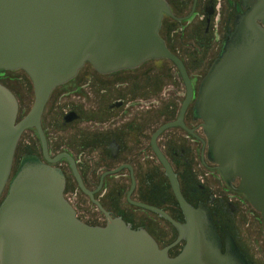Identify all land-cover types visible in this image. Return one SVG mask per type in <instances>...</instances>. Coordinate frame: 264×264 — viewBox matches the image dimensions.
<instances>
[{
	"label": "water",
	"instance_id": "95a60500",
	"mask_svg": "<svg viewBox=\"0 0 264 264\" xmlns=\"http://www.w3.org/2000/svg\"><path fill=\"white\" fill-rule=\"evenodd\" d=\"M242 2L246 9L223 38L192 109L203 120L208 158L227 181L239 178L237 189L264 225V0ZM165 11L171 13L167 0H0V69L25 70L35 91L30 111L17 121L18 98L0 81V264H252L228 229L222 239L208 204H192L180 185L185 221L166 215L185 243L170 256L146 229L120 218L106 225L81 220L65 197L60 167L27 153L13 171L23 129L40 127L53 88L87 61L110 72L171 59L186 85L183 124L194 88L160 34Z\"/></svg>",
	"mask_w": 264,
	"mask_h": 264
},
{
	"label": "flooded vegetation",
	"instance_id": "af4514ba",
	"mask_svg": "<svg viewBox=\"0 0 264 264\" xmlns=\"http://www.w3.org/2000/svg\"><path fill=\"white\" fill-rule=\"evenodd\" d=\"M167 2L171 13L164 12L159 31L170 50L182 59L194 88L193 98L182 118L183 124H179V116L186 97V85L171 59L151 58L137 66L110 72L99 71L87 61L73 78L53 88L44 105L40 127L33 125L23 129L17 145V150L20 149L17 165L25 154L32 153L60 167L66 179L65 197L81 220L92 225H106L112 219L120 218L133 228L146 229L160 247H168L169 255L175 256L185 239L179 241V230L168 215L177 222L185 221L176 195L179 185L192 204L206 202L214 220L220 212L231 220L239 209L235 198L214 195L217 193L216 182L218 185L222 182L224 193H233L239 198L242 194L246 196L237 189L239 178L227 181L215 162L208 158L203 120L195 117L192 109L199 88V72L202 73L200 70H204L209 62L204 58L205 64L198 68L200 48L207 45V40L222 33L219 53L223 38L234 26L235 17L246 6L242 0ZM170 34L171 38L179 36V48L169 46L167 38ZM159 59L170 60L174 77L162 72L165 62H150ZM153 66L161 71L151 69ZM143 67L145 71L135 76ZM191 69H198L197 74H191ZM152 72H159L166 79L163 83L159 79L157 83ZM179 76L185 85L180 106ZM166 85L170 87L163 98L158 92ZM33 92L34 103V87ZM169 95L175 100L169 102ZM154 97L161 100L153 103ZM18 102L17 121H20L33 103L28 104L26 110ZM153 120H157L156 125L152 124ZM175 121L178 122L161 129ZM156 148L168 162L169 169ZM195 162L206 168L203 171L210 170L209 177L196 174ZM215 170L220 178L215 179ZM212 178L213 184L209 182ZM217 219L221 220V217ZM215 223L223 240L228 229L237 241L228 225L220 231L217 221Z\"/></svg>",
	"mask_w": 264,
	"mask_h": 264
},
{
	"label": "rangeland",
	"instance_id": "374dc122",
	"mask_svg": "<svg viewBox=\"0 0 264 264\" xmlns=\"http://www.w3.org/2000/svg\"><path fill=\"white\" fill-rule=\"evenodd\" d=\"M176 34V33H175ZM221 35L216 36L215 38L207 40L205 42L207 45H204L203 47L200 48L199 50V56L201 58V63L199 64L198 68L202 65L205 64L204 58H208V66H210L212 60L217 56L218 54V49L220 47L221 43ZM172 34L169 35L167 38V42L169 46L174 47V48H179V36H174V38H171ZM190 47H188L189 49ZM209 55L211 57H209ZM155 61H161L165 62V69L162 71L167 73L166 75L169 74L170 77L175 76L174 70L171 68V62L168 59H159V60H152L150 62H155ZM206 66L204 70L199 72L200 76L198 77V82L200 84L202 77L207 73L209 67ZM143 68L138 69L139 71L136 72L135 76L138 77L137 74L143 73L145 71ZM157 67L153 66L151 69H155V71H161L156 69ZM200 69V68H199ZM191 74H197L198 69H191L189 70ZM154 74V79L157 83L164 82L162 80L166 79L163 75H161L159 72H152ZM203 74V76H202ZM159 75L160 77H158ZM0 81L9 86L17 96L18 100L22 103L23 106H25L26 110L28 109L27 107L29 105H32L33 103V86H32V80L28 73L23 70V69H6V70H1L0 71ZM161 83V84H162ZM166 84H168L166 82ZM164 88H161L159 93V96L165 98L167 95L168 91V85L163 86ZM179 106L182 103V100L185 95V85L183 81L181 80L179 76ZM159 100L157 97L153 98L152 101L153 103H158ZM175 100L172 96L169 95L168 101ZM29 104V105H28ZM173 105L172 103H169ZM158 105H162V103H159ZM168 105V104H167ZM23 108V107H22ZM160 110V109H159ZM158 120V119H157ZM157 120H153L152 124L156 125ZM20 149L16 150V156L13 164V170L17 166V156L19 155ZM197 163V164H196ZM199 165V166H198ZM195 169H196V174L198 176L203 175L205 178L209 177L207 174L210 170L203 171L202 169H206L201 167V164L199 162H195ZM219 172L218 171H213V175L215 176V179L219 177ZM220 178V177H219ZM210 183L213 184V178L209 181ZM217 186L215 187V191L217 193H214V195H223V196H230L235 198L238 201L239 209L236 211L235 216L233 218L227 219L225 217V214L223 212H220L219 214H216L215 216V222L217 221V224L219 225L220 231H222L223 226L228 225L231 230L234 232V234L237 237V243L241 247L243 251H245L246 255L248 258L253 261V264H264V225H263V220H262V214L261 212L249 201V199L242 194V197H235L233 193H224V188L222 186V182H220V185H218V182H216ZM215 196V197H216ZM212 205V204H211ZM213 208H215V205H212ZM217 208V207H216ZM223 214V215H222ZM220 216L221 220H218L217 217ZM220 222V223H218Z\"/></svg>",
	"mask_w": 264,
	"mask_h": 264
},
{
	"label": "bare ground",
	"instance_id": "6f19581e",
	"mask_svg": "<svg viewBox=\"0 0 264 264\" xmlns=\"http://www.w3.org/2000/svg\"><path fill=\"white\" fill-rule=\"evenodd\" d=\"M151 59V58H150ZM149 60V59H148ZM31 78V77H30ZM32 80V79H31Z\"/></svg>",
	"mask_w": 264,
	"mask_h": 264
}]
</instances>
